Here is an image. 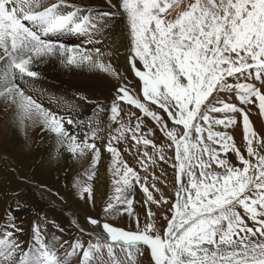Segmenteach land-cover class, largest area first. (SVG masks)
<instances>
[{
    "label": "snow or ice",
    "instance_id": "snow-or-ice-1",
    "mask_svg": "<svg viewBox=\"0 0 264 264\" xmlns=\"http://www.w3.org/2000/svg\"><path fill=\"white\" fill-rule=\"evenodd\" d=\"M107 4L115 11L68 0H0V99L5 107L18 110L21 125L25 119H38L42 131L51 134L72 158L80 160L90 153L87 181L92 180L101 158V148L95 141L103 139L98 132L105 107L96 104V123L91 131H82L85 122L72 115L77 105H71L64 114L54 112L27 90L41 77L38 65L51 58L70 70L98 69L119 81L107 109L110 124L117 127L110 130L104 145L113 158L110 171L118 177L113 180L114 192L97 218L87 217L91 232L79 227L75 214L72 219L80 233L91 238L86 244L80 239L61 243L56 235L46 241L44 226L34 221L25 250L14 235L23 230L9 210L7 224L0 225V264H70V258L77 255L80 264H140L137 258L146 252L153 264H264V154L253 146L255 143L264 149V138L252 129L250 109L219 96L235 92L241 105H255L264 115V0H195L174 20L167 18V10L172 7L167 0H107ZM122 17H126L130 34L128 61L139 79L142 97L133 92L127 76L102 62L109 53L95 47L102 42L98 37ZM64 37L81 39L69 45ZM229 78L235 82L230 83ZM123 105L131 108L126 110ZM161 110L167 120L182 125V133L169 128ZM210 113L225 115L216 118ZM228 113L242 116L247 158L231 135L214 130L217 125L225 129L238 126L236 116ZM122 114L134 118V126L125 124ZM144 117L171 141L169 146L175 147L174 202L163 196L155 199L114 146L127 133L145 149L152 145L153 153L143 152L141 167L146 164L145 158L153 163L155 155L165 159L163 148L147 138L154 135L153 129L143 131ZM229 153H234L242 166H234ZM136 185L146 197L145 205H169L171 216L165 217L167 227L162 235L150 209L148 222L143 225L133 213L131 190ZM73 188L78 199L95 207L90 183L79 181ZM124 213L135 220L134 230L109 222ZM247 221H252V226ZM52 223L59 232L64 231ZM57 244L60 249L67 244L68 249L58 252Z\"/></svg>",
    "mask_w": 264,
    "mask_h": 264
},
{
    "label": "bare ground",
    "instance_id": "bare-ground-1",
    "mask_svg": "<svg viewBox=\"0 0 264 264\" xmlns=\"http://www.w3.org/2000/svg\"><path fill=\"white\" fill-rule=\"evenodd\" d=\"M68 2L86 6L89 8L99 9L101 11H115V9H111L109 7V5L107 4V0H68ZM167 2L172 4V7L167 10L170 13L167 18L174 20L176 15L179 14L180 11L186 10L189 3H194L195 0H175V3H173V0H167ZM113 3H116V0H113ZM123 18L124 17L117 18L110 24V26L105 30L103 36L98 37L102 40V42L100 44L95 45V47L100 48L102 52L109 53V55L102 58V62L106 64H111L112 68L115 69L118 73L127 76V83L130 84L133 92H137L140 82L134 75V73L128 68V41ZM89 47L92 46L90 45ZM51 64H53V62ZM39 66L37 70L40 71L41 77L35 80L32 85H30L31 95L34 98L38 99V101L42 103L45 108H48L54 112H59L61 114H64L65 111L69 109L71 105H77L78 107L74 112H72V115L78 120H82L84 118L85 121H91L89 124H85L83 126L84 129H82V131H91V127L96 123V114L93 111L96 105L90 103V101L96 97V94H91L90 92L95 91L99 88L101 89V87H106L110 89L115 88L119 83L117 78L109 75L107 72H102L98 69L94 71H89L88 69L70 70L68 68L60 69L55 67V69L49 71L46 68L43 69V64ZM219 96L220 99H223L225 102L233 103L237 107H241L240 102L236 100V94H233L230 98H225L224 94H219ZM80 97H86L87 100L80 99ZM112 97L113 94L105 97V99L100 102V104L105 107V112L100 116V131L98 132V135L100 137H103V139L96 140L95 142L101 148V159H103V163L100 165L98 164V167L96 165L95 175L93 176L91 181H87V176L85 175V172L90 170V153H88L85 158H82L80 160L72 158L70 154L64 151L56 143L51 134L42 131V123L38 119L35 121L31 119H25L23 125H21L18 110L9 109L5 107L4 102H1V105L5 107L4 109L6 110L5 116L1 115L0 119V152L4 153L6 157H8L9 161L12 162V166L19 167L20 169L21 167H24V169H27V171H30L31 168L34 169L33 173L38 175V179L33 176V178L31 179H35V181L38 182L40 181V183L43 184L44 187H47L52 194L60 196L65 206H69L70 208H76L79 214H81V216L92 215L97 217V214L104 207L105 202L107 201L109 196L113 194L112 190L114 189L113 180L115 178L111 177L112 174H110V172H107L111 168L110 166H107V162L109 158H112V154L104 150V145L108 141L110 130L115 129L117 127V125L115 124H110V121L108 119L109 114L107 112V109L111 104ZM124 108L126 110L129 109L127 107ZM0 110L2 109L0 108ZM131 110L132 112H135L137 115H139V112L136 109L132 108ZM251 111L252 115L251 117H249V119L252 125V129L254 128V126L257 129L261 128L259 122L262 118L258 107L253 106L251 108ZM210 115H213L216 118H224V115L222 113H210ZM164 116L165 119H167L166 114ZM123 117L124 119L125 117L127 118V122H125ZM123 117L122 120H124L125 124L134 126V118H130L127 115H123ZM84 119L82 121H84ZM143 119V131L147 133V129L151 127L154 131V135L149 137L153 139V144H155L156 146H162L164 144V141L161 137H159L157 132L158 129H155L156 126L152 125L147 119ZM237 120L238 126H234V129L235 133H238L240 136L242 134V132L240 131L243 129V119L242 117H238ZM201 123L203 124V121H201ZM168 126L171 129V126ZM223 128V126L219 125L214 126V130L216 131L224 132ZM177 129L179 130V127ZM131 140V135L126 133L125 138L121 140L119 144H114V146L117 147L120 155H124V153L126 154L127 152H129L128 148H131L129 146V142ZM237 141H239V138ZM89 142L92 141L90 140ZM166 149L170 150L167 148V146ZM171 151L173 152V150H170L168 152L164 150V155L172 159V154H170ZM124 159L126 158L124 157ZM6 161L8 160L6 159ZM6 164H8V162ZM171 164L172 163L170 160L165 163L160 162L158 165V171H171V168L173 167L171 166ZM16 173L18 174L17 171ZM12 176L10 177L4 170V167L0 165V225L7 224V214L9 210H12V215L15 216V224L23 230L21 232L14 233L18 240L22 242L21 246L23 249L28 250L29 243L33 234L32 228L34 221L44 226V230L48 234L46 236V241L51 240L52 235H56L60 237L61 243H63V241H68L69 244H71L77 239L82 240L83 242H85V244L87 243V241L91 237L84 236L74 238L79 235L73 234L75 230L73 231V229L68 225V219L62 216L61 213L58 212L54 206L49 205L42 199H37L39 205L36 206V203L33 201L34 199L29 196V190H27L25 187L20 186V184L16 182V179L14 180ZM24 177L27 178V180L29 179V176ZM150 177L152 178V176ZM79 181H84L86 183L91 184L96 202L95 207H92L91 205H86L83 200L77 198L76 190L73 188V184ZM169 188L170 187L166 186L163 189L167 191ZM135 201H140L141 203L142 199L136 198ZM17 205H19L18 211L16 210ZM133 213L138 216L139 219H141L139 215L141 213H144V211L141 208H137L133 211ZM124 215L125 217L118 215L114 216L113 218L115 219V222L119 225L129 224L133 226L132 223L134 219L130 218L127 213H125ZM47 218L54 219L55 222L60 223V226L64 229V231L61 233L56 228L51 226V224H48ZM100 218L103 220L102 217ZM144 220L145 222L143 221V223L142 220H140L141 225L148 222L147 215L146 219L144 218ZM83 224L88 227L89 232L92 231L91 225L82 221V225ZM2 230L3 229H0V231ZM56 247L58 252H63L68 249L67 244L64 246V249H60L59 244H57ZM137 259L140 261V264H152V260H150V258L148 257L147 252L143 256L138 257ZM70 264H80V256L77 255L70 258Z\"/></svg>",
    "mask_w": 264,
    "mask_h": 264
},
{
    "label": "rangeland",
    "instance_id": "rangeland-1",
    "mask_svg": "<svg viewBox=\"0 0 264 264\" xmlns=\"http://www.w3.org/2000/svg\"><path fill=\"white\" fill-rule=\"evenodd\" d=\"M165 0H161V2H164ZM124 19V25H125V28H126V36H127V41H128V52H130V48H131V43H130V34H129V28H128V25H127V20H126V17H124L123 18ZM63 39V41H64V43H66V44H69V45H73V44H78V43H80V39L81 38H77V37H64V38H62ZM129 55V54H128ZM127 60H128V56H127ZM53 62V64H51ZM39 65H41V64H39ZM38 65V66H39ZM57 65H58V67H57ZM137 66L138 67H140L141 69L143 68V66L142 65H140L138 62H137ZM40 67V66H39ZM38 67V68H39ZM55 67L56 68H60V69H64L65 67H63L59 62H58V60H56L55 58H51V59H49L47 62H45V63H43V69H47V70H49V71H51L52 69H55ZM128 68L131 70V68L129 67V63H128ZM229 82L230 83H234L235 81H233L231 78H229ZM257 84H258V82H256ZM103 89V90H102ZM113 92H114V88L113 89H110V88H106V87H101V89L99 88V89H97V90H95V91H92V92H90L91 94H96V97L93 99V100H91L90 101V103H92V104H94V105H96L97 104V102L98 103H100L103 99H105V97H107V96H110V95H112L113 94ZM138 92V91H137ZM134 92V93H136V94H138V95H140L141 97H142V92L140 91V92ZM27 94L28 95H31V88H29L28 90H27ZM220 94H224V96H225V98H230L233 94H235V92H231V93H228V92H223V93H220ZM224 96H223V98H224ZM113 98V97H112ZM112 98H111V102H112ZM236 100H238L237 99V97H236ZM239 101V100H238ZM1 102H3V100L2 99H0V108L2 109V110H0V119H1V115H3V116H5V110L6 109H4L5 107H3L2 105H1ZM240 102V101H239ZM124 107H127V108H131V106H129V105H123ZM240 106L241 107H246V108H248V109H250V111L248 112V115H249V117H251V115H252V111H251V108L253 107V106H255V105H252V106H250V105H247V106H244V105H241L240 104ZM153 109H154V107H153ZM138 112H139V110L138 109H136ZM259 110V109H258ZM8 111V110H7ZM162 111V110H161ZM108 112V111H107ZM162 115H165V113H161ZM229 114V115H228ZM227 115L228 116H236V118H238V117H242L239 113H228ZM236 114V115H235ZM139 115H140V113H139ZM223 115H225V114H223ZM260 115H261V121L259 122L260 123V125H261V128H259V129H257L255 126H254V128H253V130L257 133V136L258 137H261V138H264V115H262L261 113H260ZM122 117H123V115H122ZM145 119H147L152 125H154V123L150 120V119H148L147 117H144ZM84 119V118H83ZM82 119V120H83ZM123 119H124V117H123ZM125 122H127V118L125 117ZM124 120H123V122H124ZM167 120V119H166ZM84 125L85 124H89L90 123V121L89 120H87V121H85V119H84ZM124 122V123H125ZM167 124L168 125H170L171 126V128H178V126L177 125H173V123H171V121H168L167 120ZM83 125V126H84ZM182 126V125H181ZM205 127H206V125H205ZM263 128V129H262ZM83 129H84V127H83ZM155 129H158V128H155ZM181 128L179 127V130H180ZM224 129V132L226 131L227 133H228V135H233L232 137H233V139H234V141H235V143H236V145H237V147H239L240 149H241V151H242V153L245 155V157L247 158V151H246V144H245V142H244V140H243V129L240 131V132H242V134L239 136V134L237 133H235V129H234V126H232V127H229V128H227V129H225V128H223ZM157 132H158V135H159V137H161L162 139H163V145L161 146V145H157L156 147L157 148H164V150L166 151V152H168V151H170V150H173V149H175V147H174V145H172V146H169V145H171V141L170 140H168L167 139V137L164 135V133L160 130V129H158L157 130ZM181 133H182V130H181ZM234 133V134H233ZM195 134L193 133V136H194ZM206 135H207V133L205 132V138H206ZM237 136V137H236ZM239 136V137H238ZM147 138H149V139H151L152 140V143L154 142L153 141V139L151 138V137H147ZM238 138H239V141H237L238 140ZM132 139V138H131ZM131 142V143H130ZM129 142V146L131 147V148H128L129 149V152H127L126 154L124 153V155L122 156V155H120V158L126 163V164H128V166L129 167H133L137 172H138V174L141 176V179L143 180V181H145L146 182V186H148L149 187V190L153 193V196H154V198L155 199H157V200H159L160 198H161V196H164L163 198L164 199H166V200H168V201H170V202H174L175 201V199H176V190H177V185H176V178H175V175H176V170H175V168L174 167H172L171 168V171L169 170V172L167 171H165V172H159L158 170V165H159V163L160 162H163V163H165V162H168L169 160L171 161V166L173 165V163L175 162V150H173V152L171 151V153L170 154H172V159L171 158H169L168 156H165V159H161L158 155H155L154 157H153V159L155 160V163H153L151 160H147V158H145L146 159V164H145V166L144 167H141V165H140V163H139V160L142 158V154H143V152L144 151H148L150 154L151 153H153V148H152V145H149L148 147H147V149H145L144 148V145L142 144V142L140 143V144H136V142L134 141V140H131ZM135 142V143H134ZM139 145V146H138ZM166 146H167V148L168 149H170V150H167L166 149ZM215 147H217L218 148V145H214ZM254 147H257V151H259L261 154H264V149L262 150V148H260L258 145L256 146V144L254 143V145H253ZM127 147V146H126ZM142 147V148H141ZM144 148V149H143ZM132 151V152H131ZM140 151V152H139ZM135 152V153H134ZM137 153V154H136ZM3 154V155H2ZM132 154V155H131ZM136 154V155H135ZM130 155V156H129ZM139 155V156H138ZM233 155V156H232ZM2 156H3V158H2ZM132 156H135V157H132ZM124 157L126 158V159H124ZM131 158V159H130ZM133 158H134V160H133ZM228 158H229V160L231 161V163L234 165V166H242V165H240V163H239V161L236 159V157H235V154L234 153H229L228 154ZM6 159L8 160V161H6ZM113 158H109L108 159V162H107V166H112V164H113V160H112ZM232 159V160H231ZM102 161V162H101ZM234 161V162H233ZM4 162V163H3ZM8 162V164H6ZM253 162H255V161H253ZM11 161H9V159H8V157H6V155L4 154V153H1L0 152V165L2 166V167H4V170L7 172V174L11 177L12 175V178L16 181V182H18L19 184H20V186H22V187H25L27 190H29V196H31L33 199V201L36 203V206L37 205H39L38 203L39 202H37V199H42L43 201H45V202H47L49 205H51V206H54L55 208H56V210L58 211V212H60L61 213V215L62 216H64L66 219H68V225L73 229V234L74 235H79V236H76V237H74V238H77V237H84V236H88V235H86V234H82V233H80V231H79V227H83V228H85V229H87L86 230V232H89L88 231V227H86L84 224L82 225V221H84L85 223H87V217L88 216H90V215H84V216H81V214H79V212L77 211V209L76 208H70L69 206H65L64 205V203L62 202V200H61V198H60V196H56V194H52L51 193V191L47 188V187H44L43 186V184H41L40 183V181L38 182V181H35V179H31V178H33V177H35L36 179H38V175L37 174H34L33 173V170L34 169H32L31 168V170L30 171H27V169H24V167H21V169L19 168V167H14V166H12L11 165ZM103 163V159H101L100 158V161H99V165L100 164H102ZM98 164H97V167H98ZM238 164V165H237ZM8 166V167H7ZM10 167V168H9ZM6 168H7V170H6ZM14 170V171H13ZM24 170V171H23ZM16 171L18 172V174L16 173ZM10 172V173H9ZM21 172V173H20ZM25 172V173H24ZM27 172V173H26ZM108 173L110 172V174H112V176L111 177H113V178H118V177H114L113 176V173L110 171V170H108L107 171ZM152 172V173H151ZM159 172V173H158ZM15 174V175H14ZM197 174H198V170H197ZM21 175V176H20ZM169 175V176H168ZM23 176V177H22ZM24 176H29V179H30V181H29V179L27 180V178H25ZM33 176V177H32ZM149 176V177H148ZM150 176H152V178L150 177ZM163 176V177H162ZM173 176V177H172ZM148 177V178H147ZM158 178V179H157ZM173 178V179H172ZM52 179V178H51ZM55 180H57V179H55ZM54 180V181H55ZM175 180V181H174ZM23 181V182H22ZM167 183H166V182ZM169 181V182H168ZM184 181H185V183L187 182V178L185 177L184 178ZM28 183V184H27ZM161 183V184H160ZM169 183H171V184H169ZM53 184V183H52ZM155 185V188H152L151 186L152 185ZM168 184V185H167ZM175 184V185H174ZM24 185V186H23ZM54 185V184H53ZM163 185V186H162ZM173 185V186H172ZM32 186V187H31ZM157 186H158V188H157ZM161 186V187H160ZM170 187L167 191H165L163 188L164 187ZM163 187V188H162ZM138 188H139V185H136L131 191H132V199H133V208H132V211H134V210H136L137 208H141L143 211H144V213H141L139 216H140V220H142V223H143V221L145 222V220H144V218L146 219V215L148 216V211H149V209L152 211V213L154 214L153 215V217H152V219L154 220V222H155V224H156V227L159 229V232H160V234L162 235L163 234V231L165 230V228L167 227V221L165 220V217L166 216H168V217H170L171 216V213L168 211V207H169V205H167V204H163V206H164V208H163V206H161V205H158V204H151V203H149L148 205H145V199H146V197H145V195H144V193L142 194V192L140 191V188H139V190H138ZM162 188V189H161ZM15 189V188H14ZM42 189V190H41ZM47 189V190H46ZM157 189H158V191H157ZM31 190V191H30ZM112 192H114V189L112 190ZM165 192V193H164ZM49 193V194H48ZM168 193V194H167ZM33 194V195H32ZM44 195V196H43ZM53 195H55V196H53ZM35 198H34V197ZM144 197V198H143ZM136 198L137 199H142V201H141V203H140V201H135L136 200ZM174 199V200H173ZM41 200V201H42ZM138 202V203H137ZM136 203V204H135ZM135 204V205H134ZM61 205V206H60ZM167 206V207H166ZM61 207V208H60ZM63 207H65V208H63ZM67 207V208H66ZM155 207V208H154ZM161 207V208H160ZM144 208V209H143ZM75 209V210H74ZM161 211V212H160ZM238 211H240L241 213L243 212V209H238ZM145 213H147V214H145ZM73 214H75V219L77 220V222H78V225H79V227H77V225L76 224H73L72 223V219H73ZM125 214V213H124ZM124 214H122L121 216H123V217H125V215ZM92 216V215H91ZM155 216V217H154ZM92 217H94V218H97V217H95V216H92ZM160 219V221H159V219ZM246 219V218H245ZM52 220V221H51ZM47 221H48V224H51V226H53V221L55 222V220L54 219H48L47 218ZM109 222L110 223H112L114 226H117V227H120V228H123V229H135V220L133 221V226H131V225H129V224H122V225H119V224H117L116 222H115V219L112 217L110 220H109ZM55 223H57V224H59L60 225V223H58V222H55ZM124 223H126V222H124ZM247 223L249 224V226H252V221H247ZM166 226H165V225ZM131 226V227H130ZM88 237H90V236H88ZM147 254H148V257L150 258V260H151V256H150V253H148L147 252ZM152 264H153V262H152Z\"/></svg>",
    "mask_w": 264,
    "mask_h": 264
}]
</instances>
